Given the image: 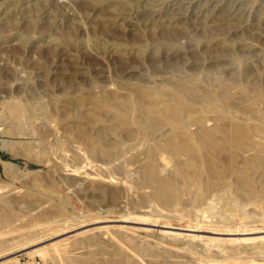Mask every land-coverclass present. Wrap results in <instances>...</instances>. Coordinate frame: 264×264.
Returning a JSON list of instances; mask_svg holds the SVG:
<instances>
[{
    "label": "rangeland",
    "instance_id": "374dc122",
    "mask_svg": "<svg viewBox=\"0 0 264 264\" xmlns=\"http://www.w3.org/2000/svg\"><path fill=\"white\" fill-rule=\"evenodd\" d=\"M175 80L213 89L227 81L264 114V0H0V209L13 214L0 237L15 245L0 264H103L116 255L120 264H264V166L250 165L251 186L226 174L206 176L200 189L189 176L165 202L140 180L142 144L95 160L55 120L72 95H124L136 84L171 95ZM241 103L231 118L249 125L255 118ZM100 113L97 126L113 124L110 111ZM255 151L239 153L237 166ZM172 153H156L162 175L187 160Z\"/></svg>",
    "mask_w": 264,
    "mask_h": 264
},
{
    "label": "bare ground",
    "instance_id": "6f19581e",
    "mask_svg": "<svg viewBox=\"0 0 264 264\" xmlns=\"http://www.w3.org/2000/svg\"><path fill=\"white\" fill-rule=\"evenodd\" d=\"M233 80L230 81L232 84ZM226 82L218 84V88L213 89L207 86L203 88L188 83L186 80H175L171 85L175 93L171 95L160 91L161 88L159 89V87L155 89L153 86L150 87L145 84H136L133 90L131 89L124 95H119L121 93L117 94L113 91L79 93L63 100L67 102V108L62 113H58L56 110L57 119L55 120L66 128L69 136L82 141L89 155L96 157L95 160H110L120 152L142 144L145 157L139 162L140 180L151 185L155 195L165 202L171 201L181 190L187 189L189 176L194 184L199 185L200 189L203 188L201 186L205 185L206 176L208 181H215L214 179L218 180L226 174H232L240 182L251 186L253 180L249 170L250 165L254 167L257 165L264 166V114L259 115L257 112H253L254 110L252 111L250 108L252 105L244 102L246 99L243 100L242 93H239L241 91H238L239 95L232 94L234 92L231 93L228 90L229 86ZM256 84L258 83L256 82ZM196 89H199L200 93H196ZM232 103L245 105L244 114L246 116L252 114L255 118L253 122L245 125L242 120L231 118ZM8 108L12 114L17 115L20 112L18 106L10 105ZM101 110L111 112L113 124L97 126L102 121ZM258 110L260 111V109ZM51 116L48 115L49 119ZM18 117L20 116L18 115ZM81 121L95 128L88 130L73 123H80ZM225 121H228L229 125ZM2 145L7 146L6 141H2ZM161 148L171 150L175 156L179 155L180 152H185L188 154L187 160L183 163L175 162L171 174L162 175L161 168L155 158L157 151ZM254 148L256 154L246 158L247 166L238 167L236 160L239 153ZM221 151H226L225 156L221 154ZM131 158L133 157L131 156ZM183 167L191 170L190 175L185 172L186 170H183ZM12 218L11 212L3 213L0 209V232L3 226L10 224ZM174 237L178 238L179 236ZM80 240L79 242H81ZM83 241L91 242L92 240L85 239ZM7 242L6 239L0 237V252L15 246H9ZM262 248L264 246H261ZM32 251L41 253L43 256L46 255L44 249L43 252L39 248ZM228 251L230 250L228 249ZM54 257L50 256L51 259ZM122 259L116 255L109 256L106 261L101 260V262L103 264L104 262L120 264Z\"/></svg>",
    "mask_w": 264,
    "mask_h": 264
},
{
    "label": "built area",
    "instance_id": "2783aa9c",
    "mask_svg": "<svg viewBox=\"0 0 264 264\" xmlns=\"http://www.w3.org/2000/svg\"><path fill=\"white\" fill-rule=\"evenodd\" d=\"M30 264H51L46 259H41L39 257H34L32 261H30Z\"/></svg>",
    "mask_w": 264,
    "mask_h": 264
}]
</instances>
